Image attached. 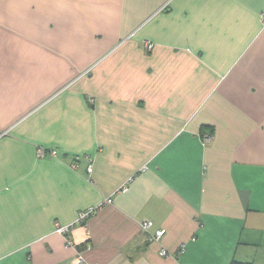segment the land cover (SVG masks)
Masks as SVG:
<instances>
[{"label": "crops", "instance_id": "0c3cea01", "mask_svg": "<svg viewBox=\"0 0 264 264\" xmlns=\"http://www.w3.org/2000/svg\"><path fill=\"white\" fill-rule=\"evenodd\" d=\"M263 15L0 0V264H264Z\"/></svg>", "mask_w": 264, "mask_h": 264}, {"label": "built area", "instance_id": "2783aa9c", "mask_svg": "<svg viewBox=\"0 0 264 264\" xmlns=\"http://www.w3.org/2000/svg\"><path fill=\"white\" fill-rule=\"evenodd\" d=\"M263 18V22H264V15L262 16ZM145 46L147 47V49L149 50H152L154 48V44L153 42H150V41H146L145 42ZM87 71L84 72V74H86ZM210 139V135L209 134H205L204 135V140H209ZM45 149L44 148H39L38 149V155L39 156H44L45 155ZM51 153L53 155H55V151L52 150ZM88 170H92V165H90L88 167ZM126 189V188H125ZM107 201H111L110 199H107ZM94 211V208H90L88 210H85V211H82L79 213L78 217L76 218L75 221L71 222V223H68V224H61V223H56V231L62 233L65 238H66V241H67V245H70L72 244V240L70 238V233H71V230L73 229V227L75 226L76 223L78 222H81V221H84V220H87L91 214L93 213ZM151 225V221L150 220H143L142 221V227L144 230H148V228L150 227ZM166 234V229L165 228H159L158 230H156V232L152 235V240L154 241H161L163 239V237L165 236ZM89 247V246H88ZM160 254L162 256H165L167 254V250L166 249H162L160 251ZM72 264H90L86 261V258L83 256V254L81 252H79L73 259H72ZM94 264H98V263H94Z\"/></svg>", "mask_w": 264, "mask_h": 264}, {"label": "trees", "instance_id": "16d2710c", "mask_svg": "<svg viewBox=\"0 0 264 264\" xmlns=\"http://www.w3.org/2000/svg\"><path fill=\"white\" fill-rule=\"evenodd\" d=\"M232 264H253V263L252 262H238V261L234 260L232 262Z\"/></svg>", "mask_w": 264, "mask_h": 264}]
</instances>
